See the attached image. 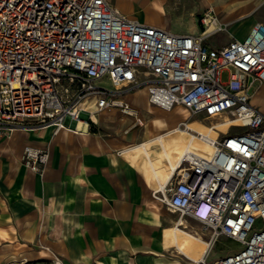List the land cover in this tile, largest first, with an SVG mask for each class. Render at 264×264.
I'll return each instance as SVG.
<instances>
[{"label":"built area","instance_id":"1","mask_svg":"<svg viewBox=\"0 0 264 264\" xmlns=\"http://www.w3.org/2000/svg\"><path fill=\"white\" fill-rule=\"evenodd\" d=\"M200 21L199 34L176 33L128 17L109 0H0V138L17 127L78 129L110 108L143 126L120 87L146 84L152 104L189 111L176 127L189 142L153 192L209 232L196 264H264V112L251 101L255 83H264V21L221 47L205 41L225 28L215 9ZM197 114L223 115L222 126L208 125L216 135L190 125ZM194 140L211 151H197ZM49 156L46 147L24 146L32 171L43 172ZM221 235L240 248L209 263Z\"/></svg>","mask_w":264,"mask_h":264},{"label":"crops","instance_id":"2","mask_svg":"<svg viewBox=\"0 0 264 264\" xmlns=\"http://www.w3.org/2000/svg\"><path fill=\"white\" fill-rule=\"evenodd\" d=\"M109 1L128 17L194 34L203 30L200 18L210 7L217 13L226 4L239 6L220 18L228 31L225 40L205 37L212 47L226 45L232 36L244 39L264 21V0ZM101 82L111 86L108 78ZM120 88L127 89L122 97L139 111L143 126L110 108L78 123V129L17 127L0 138V264H53L55 257L63 264H196L202 257L207 245L180 227L205 241L209 232L153 192L168 181L189 142L186 131L176 130L189 114L179 105L152 104L146 84ZM251 101L264 112V83H255ZM194 116L189 123L199 127ZM26 144L49 150L43 172L24 163ZM218 257L209 253L207 262Z\"/></svg>","mask_w":264,"mask_h":264},{"label":"rangeland","instance_id":"3","mask_svg":"<svg viewBox=\"0 0 264 264\" xmlns=\"http://www.w3.org/2000/svg\"><path fill=\"white\" fill-rule=\"evenodd\" d=\"M214 5L216 6V9L218 10L219 8H217V7L220 6V4L215 2ZM231 8H234L235 10L231 11L229 14L228 13L226 14L225 12H227ZM236 11H239V6H237L235 4H226L224 7H222V9L217 11V14H218L219 18H221V16H224L225 14H226V16H231L233 13L235 14ZM191 24L192 23H190V24L188 23V24L185 25V27L191 26ZM227 34H228V31L226 30V24H225V28L224 29L219 30V31H217V32H215L213 34H210V37H211L212 40L213 39H218L220 41H223V40L226 39ZM228 74H229V70H227V69L224 70L223 74H222V78L224 80L227 79ZM179 107H180L182 113L189 114V111L187 109H185L182 105H179ZM194 118L197 120L198 125H199V127H196V128H198L200 130H206L207 126L210 125L211 122L213 123L215 121L214 118L206 117L203 114H197V115L194 116ZM213 135H216V133L214 132ZM221 135H222V133H221ZM199 148H200V150H207V149H205V148H207V145L203 144L202 147H199ZM187 217L190 218V221L195 224L194 226L196 228L204 229V226H203V224L200 221L194 220L190 216H187ZM181 232L185 233L184 231H181ZM181 239H182V237H181ZM183 245H184V242H183ZM238 248H240V244L239 243H237L235 240L231 239L230 237H228L226 235H221L218 238V240L210 247L208 254L209 253H215L218 256H222V255L226 254L227 252L236 250ZM26 264H50V262H47V261H35V262H28Z\"/></svg>","mask_w":264,"mask_h":264},{"label":"bare ground","instance_id":"4","mask_svg":"<svg viewBox=\"0 0 264 264\" xmlns=\"http://www.w3.org/2000/svg\"><path fill=\"white\" fill-rule=\"evenodd\" d=\"M212 28V26H210L209 27V30ZM96 115V114H95ZM221 116H223V115H212V116H208V117H211V118H214L215 119V121L213 122V123H215V122H218V125L219 126H222L223 124L222 123H219L220 121H219V119H220V117ZM95 118V117H94ZM81 123V122H80ZM79 123V124H80ZM212 123V122H211ZM192 127H194V126H192ZM194 128H196V127H194ZM196 129H198V128H196ZM199 131H202V132H204V133H209V135H211V136H213V133H214V131H211V130H209V127L207 126V129L206 130H200V129H198ZM203 144H206L207 145V150H202V151H200V150H197V151H199V152H201V153H209L210 151H211V147L207 144V143H205V142H203V141H200V140H194L193 142H192V145L195 147V146H197V145H203ZM181 223H183V222H181ZM180 230L181 231H184L185 233H187L188 235H190V236H192L193 238H195V239H197V240H199V241H201V242H203V243H205L206 245L208 244L207 242L208 241H205L204 239H202L200 236H198V235H196V234H191V233H189L188 231H185L184 229H182V228H180ZM180 246H181V248L182 249H184L183 247H184V245H183V241H182V239H180Z\"/></svg>","mask_w":264,"mask_h":264}]
</instances>
